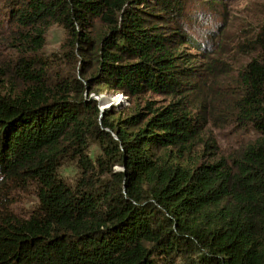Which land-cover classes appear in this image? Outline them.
Masks as SVG:
<instances>
[{"label": "trees", "instance_id": "trees-1", "mask_svg": "<svg viewBox=\"0 0 264 264\" xmlns=\"http://www.w3.org/2000/svg\"><path fill=\"white\" fill-rule=\"evenodd\" d=\"M226 1L0 0V264H264V21L234 69Z\"/></svg>", "mask_w": 264, "mask_h": 264}, {"label": "rangeland", "instance_id": "rangeland-1", "mask_svg": "<svg viewBox=\"0 0 264 264\" xmlns=\"http://www.w3.org/2000/svg\"><path fill=\"white\" fill-rule=\"evenodd\" d=\"M202 5V3H199V6ZM216 10L220 13L208 12L213 15V22H199L197 27L200 28L202 23L215 24L216 27L221 25L219 29L214 28L216 33L220 31L222 33L218 39V47L224 58L221 60L227 64L230 63L236 69L249 61V57L238 52L237 47L258 32L264 21V0H227L226 8L217 7ZM216 33H214V36H216ZM4 35V30L0 28V42H2L1 40ZM65 39L66 33L61 27H51L46 39V51L48 53L57 52ZM93 97L100 102V109L102 111H124L127 108H133V105L129 103L126 96L110 89H103L99 96L93 95ZM147 98L150 97L147 96ZM152 99L156 100L159 105L164 102L159 97H153ZM104 106L106 107L103 108ZM211 131L214 132L215 138L222 152L225 154L255 138L253 134L238 133L231 128L212 129ZM89 153L92 159H96L102 154L100 147L96 143L90 145ZM60 173L66 180L73 183L79 175V170L76 164L67 163L61 167ZM22 198L23 201L18 203V209L20 212L26 214L29 208L33 206L34 198L26 196V194Z\"/></svg>", "mask_w": 264, "mask_h": 264}, {"label": "bare ground", "instance_id": "bare-ground-1", "mask_svg": "<svg viewBox=\"0 0 264 264\" xmlns=\"http://www.w3.org/2000/svg\"><path fill=\"white\" fill-rule=\"evenodd\" d=\"M107 106H108V105H107ZM104 107H106V106H104ZM104 107H103V108H104Z\"/></svg>", "mask_w": 264, "mask_h": 264}, {"label": "water", "instance_id": "water-1", "mask_svg": "<svg viewBox=\"0 0 264 264\" xmlns=\"http://www.w3.org/2000/svg\"><path fill=\"white\" fill-rule=\"evenodd\" d=\"M101 111H102V109H101Z\"/></svg>", "mask_w": 264, "mask_h": 264}, {"label": "built area", "instance_id": "built-area-1", "mask_svg": "<svg viewBox=\"0 0 264 264\" xmlns=\"http://www.w3.org/2000/svg\"><path fill=\"white\" fill-rule=\"evenodd\" d=\"M123 97V96H122Z\"/></svg>", "mask_w": 264, "mask_h": 264}]
</instances>
